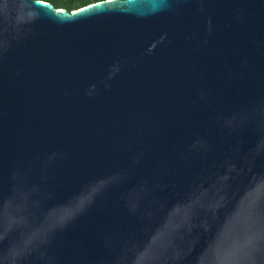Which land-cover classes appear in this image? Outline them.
I'll list each match as a JSON object with an SVG mask.
<instances>
[{
    "label": "water",
    "instance_id": "1",
    "mask_svg": "<svg viewBox=\"0 0 264 264\" xmlns=\"http://www.w3.org/2000/svg\"><path fill=\"white\" fill-rule=\"evenodd\" d=\"M0 264H264V0H0Z\"/></svg>",
    "mask_w": 264,
    "mask_h": 264
},
{
    "label": "trees",
    "instance_id": "2",
    "mask_svg": "<svg viewBox=\"0 0 264 264\" xmlns=\"http://www.w3.org/2000/svg\"><path fill=\"white\" fill-rule=\"evenodd\" d=\"M48 3H51L56 8L66 9L68 11H72L79 7L85 6L89 3L102 1V0H41Z\"/></svg>",
    "mask_w": 264,
    "mask_h": 264
}]
</instances>
